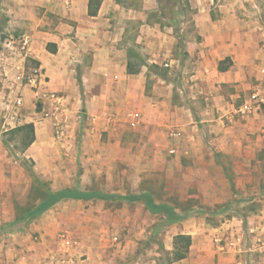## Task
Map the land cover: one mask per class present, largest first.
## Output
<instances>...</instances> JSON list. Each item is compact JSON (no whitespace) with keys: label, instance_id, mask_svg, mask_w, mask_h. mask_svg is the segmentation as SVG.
<instances>
[{"label":"rangeland","instance_id":"374dc122","mask_svg":"<svg viewBox=\"0 0 264 264\" xmlns=\"http://www.w3.org/2000/svg\"><path fill=\"white\" fill-rule=\"evenodd\" d=\"M148 1L121 0L137 10L132 15L135 17H122L123 24L124 20H128L125 25L129 30L124 43L130 47L132 59L135 62L146 60L149 54L146 45L136 42V37L140 25L150 23L174 28L178 40L173 48L174 57L182 61L187 54L186 46H190V42L196 38L201 39L194 19L200 2L157 0L154 6L144 9ZM220 5L248 12V15L236 18L235 22L228 21L229 28H233L230 35H237L234 30L237 21L247 19L253 24L251 58L254 62L249 72L250 75L260 72L264 76V62L261 63L259 56L264 51V0H215L211 6L214 16ZM8 10L4 0H0V46L9 35L28 33L21 26L22 22L12 23ZM51 19L55 20L53 17ZM230 61V57H226L223 65L229 66ZM177 64L174 67L163 65L161 72L167 69L165 76L171 81V88L184 94L185 90H191L190 82L184 80L181 62ZM252 76L256 78L254 74ZM232 88L222 86L224 91H231ZM188 98L191 100L186 99L185 103L193 108L196 99ZM245 100L244 96L238 99L237 110ZM261 112H264V106ZM113 115L109 121L101 119L93 122L80 108L72 113L60 135L56 133L53 121H42L34 125L35 139L30 145L25 143L27 130L19 127L33 123L0 132V149L4 156L0 176V228L11 234L5 244H1L5 257L19 264H45L46 255L75 250L76 238L63 229L64 224H57L50 233L45 234L40 225L43 215L53 213L52 210L60 202L34 216L31 213L48 190L71 188L121 197L149 192L157 203H169L177 212L187 214L181 222L163 226L161 216L150 212L142 200L131 201L121 197L105 199V207L112 208L115 212L113 218H120L121 221V224H111L105 237L108 253L121 255L119 264H238L230 256L234 247L239 249V264L263 262L264 229L251 231L255 223L252 218L243 223L228 221L230 231L243 234L238 245L231 240L220 241L216 230L220 221L230 218L231 214L243 215L262 210L264 160H259L260 152L249 150L244 145L237 150L238 153L220 152L215 156L216 150L209 148L210 144L203 135L192 146H187V137L160 136L158 130L146 125L132 126L123 113ZM188 116L190 121H195L199 115L193 111ZM193 123L196 122L190 125ZM181 126L179 123L175 128ZM184 134L187 136V132L184 131ZM190 149L194 151L193 154H190ZM202 150L208 152V157L202 155ZM212 157L224 166L228 181L232 184L222 206L217 203L223 191L221 178L217 171L207 166ZM38 178L41 181H37ZM231 200L238 202L237 205L230 206ZM246 200L251 203L243 205L242 202ZM69 208L70 205H64L61 209L64 212ZM180 230L190 232L192 245L186 258L170 262L174 249L173 233ZM220 245L224 246V258L219 256Z\"/></svg>","mask_w":264,"mask_h":264},{"label":"crops","instance_id":"0c3cea01","mask_svg":"<svg viewBox=\"0 0 264 264\" xmlns=\"http://www.w3.org/2000/svg\"><path fill=\"white\" fill-rule=\"evenodd\" d=\"M89 1L4 0L9 7L12 23L22 22L21 26L32 37L29 63L40 64L46 71L49 88L64 95L68 107L67 120L80 108L93 122L101 119L109 121L114 117L113 113H123L132 126L146 125L158 130L160 136L187 137V146H192L203 135L210 144L209 148L216 150L215 156L220 152L238 153V149L245 145L249 150L260 152L259 160H264V112L241 117L236 109L239 98L244 96L248 99L254 89L264 92L263 74L253 72L256 76L253 78L249 72L254 62L251 58L253 24L247 19L237 21L234 27L236 36L230 35L233 28L228 26L229 20L235 22L236 18L248 15V12L220 5L214 16L211 6L215 0H195L200 2L194 19L201 39L196 38L190 42V46H186V57L182 61L174 57L173 48L178 40L172 26L145 23L138 28L136 42L145 44L149 54L144 62H135L130 47L124 43L129 29L125 25L128 20H124L123 24L122 17H135L132 15L137 10L121 0H102L98 13L92 16L89 14ZM156 1L149 0L144 9L154 6ZM52 47L54 51L50 49ZM259 56L263 63L264 51ZM226 57H230L231 61L222 70L220 65L224 64ZM130 61L140 64L136 72L128 71ZM179 61L185 74L184 80L190 82L191 90H185L184 94L171 88V81L165 76L167 69L161 72L163 65L174 67ZM222 86L234 88L224 91ZM26 92L29 118H35L32 94L28 90ZM188 97L196 99L193 108L185 103L186 99L191 100ZM193 111L199 116L195 121H190L188 115ZM104 114L106 116L103 117ZM191 122L196 123L190 125ZM179 123L183 126L175 128ZM189 152L194 153L192 149ZM202 155L208 157V152L202 150ZM207 166L217 171L221 178L223 191L217 203L222 206L232 184L228 181L224 166L214 157L210 158ZM104 200L63 199L52 210L53 213L43 215L40 225L44 234L62 223L63 229L76 238L74 251H56L46 255L45 264L120 263L119 253H108L105 237L109 226L121 224V221L120 218H113L115 212L105 207ZM237 203L231 200L230 206ZM249 203L250 200L242 202L243 205ZM64 205H70L68 211L63 212L61 208ZM58 209L60 212L56 211ZM250 218L255 222L251 231L264 229V203L260 212L231 214L230 218L221 220L216 227L220 241L231 240L238 245L243 234L230 231L227 223L231 220L243 223ZM179 222L181 220L176 223ZM189 233L180 230L173 235ZM166 247L169 249V246ZM220 249L219 256L224 258V246L220 245ZM233 251L230 256L239 264V249L234 247ZM261 264H264V260Z\"/></svg>","mask_w":264,"mask_h":264},{"label":"built area","instance_id":"2783aa9c","mask_svg":"<svg viewBox=\"0 0 264 264\" xmlns=\"http://www.w3.org/2000/svg\"><path fill=\"white\" fill-rule=\"evenodd\" d=\"M31 45V35L24 33L9 35L0 46V132H7L24 123L36 125L51 120L56 133L63 134L68 114L64 95L49 88L46 71L40 64L29 63ZM27 90L32 94L33 112L37 116L31 119L25 104ZM263 106L264 92L255 89L237 112L243 115L259 113ZM3 166L4 156L0 149V176ZM9 236L11 234L0 228V264H19L2 254L1 244H5Z\"/></svg>","mask_w":264,"mask_h":264},{"label":"trees","instance_id":"16d2710c","mask_svg":"<svg viewBox=\"0 0 264 264\" xmlns=\"http://www.w3.org/2000/svg\"><path fill=\"white\" fill-rule=\"evenodd\" d=\"M102 0H90L89 1V14L94 16L98 13L99 5ZM52 51L55 49L52 47L50 48ZM128 71L136 72L140 64L128 62ZM226 67L223 65H220V69L224 70ZM19 128L26 129V144L30 145L34 139H35V127L34 124H27L20 126ZM262 159H264V152H262ZM37 179V176L36 178ZM40 179L38 178L37 181ZM41 181V180H40ZM121 197L114 194L104 193L101 191H82L79 189H71V188H65L60 189L58 191H52L48 190L46 192L45 197L41 200V202L37 205L35 209L31 211L32 216L35 215V213H41L52 207L57 202L63 200V199H84V200H90V199H106V200H112L114 198ZM121 198L128 199L131 201H143L147 207V209L155 214H159L162 218L161 225L165 226L170 223H174L177 221H180L187 217L186 213H179L175 210V208L169 204V203H157L154 200V197L149 192H144L138 195H128L123 196ZM192 245V236L189 234H177L174 236L173 241V253H172V259L170 262L182 260L187 257L190 247Z\"/></svg>","mask_w":264,"mask_h":264}]
</instances>
